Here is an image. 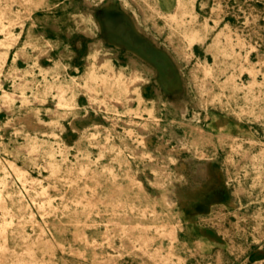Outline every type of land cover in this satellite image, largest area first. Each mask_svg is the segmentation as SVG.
I'll use <instances>...</instances> for the list:
<instances>
[{"label": "rangeland", "instance_id": "374dc122", "mask_svg": "<svg viewBox=\"0 0 264 264\" xmlns=\"http://www.w3.org/2000/svg\"><path fill=\"white\" fill-rule=\"evenodd\" d=\"M102 1L0 0V264H264V0H118L180 104Z\"/></svg>", "mask_w": 264, "mask_h": 264}, {"label": "water", "instance_id": "95a60500", "mask_svg": "<svg viewBox=\"0 0 264 264\" xmlns=\"http://www.w3.org/2000/svg\"><path fill=\"white\" fill-rule=\"evenodd\" d=\"M100 37L109 45L129 51L155 69V81L165 97L180 104L184 82L179 65L164 46L142 31L118 0H104L94 10Z\"/></svg>", "mask_w": 264, "mask_h": 264}, {"label": "bare ground", "instance_id": "6f19581e", "mask_svg": "<svg viewBox=\"0 0 264 264\" xmlns=\"http://www.w3.org/2000/svg\"><path fill=\"white\" fill-rule=\"evenodd\" d=\"M164 3V2H163ZM161 8V7H160ZM162 9V8H161ZM163 10V9H162ZM182 10V4L180 2H177L175 4V7L173 9V15H177ZM210 169V168H209ZM210 171V170H209ZM116 231V230H115Z\"/></svg>", "mask_w": 264, "mask_h": 264}]
</instances>
